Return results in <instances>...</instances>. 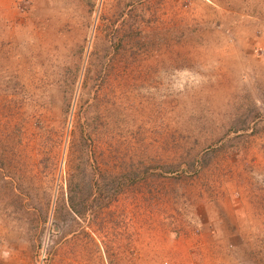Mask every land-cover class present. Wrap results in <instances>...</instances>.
<instances>
[{"label": "rangeland", "instance_id": "rangeland-1", "mask_svg": "<svg viewBox=\"0 0 264 264\" xmlns=\"http://www.w3.org/2000/svg\"><path fill=\"white\" fill-rule=\"evenodd\" d=\"M0 264H264V0H0Z\"/></svg>", "mask_w": 264, "mask_h": 264}]
</instances>
